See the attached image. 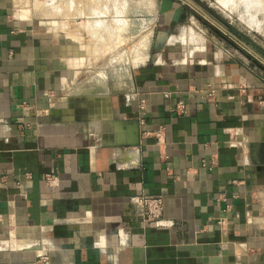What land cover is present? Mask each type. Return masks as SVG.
<instances>
[{
	"label": "crops",
	"instance_id": "0c3cea01",
	"mask_svg": "<svg viewBox=\"0 0 264 264\" xmlns=\"http://www.w3.org/2000/svg\"><path fill=\"white\" fill-rule=\"evenodd\" d=\"M192 1L0 0V264H264V44Z\"/></svg>",
	"mask_w": 264,
	"mask_h": 264
},
{
	"label": "rangeland",
	"instance_id": "374dc122",
	"mask_svg": "<svg viewBox=\"0 0 264 264\" xmlns=\"http://www.w3.org/2000/svg\"><path fill=\"white\" fill-rule=\"evenodd\" d=\"M202 3L208 8L212 6L215 12L221 17L232 20L236 26L247 29L259 42L264 44V5H261L262 3L250 6L242 0H202ZM223 5H227L226 10L222 7ZM259 25L262 26L260 29Z\"/></svg>",
	"mask_w": 264,
	"mask_h": 264
},
{
	"label": "built area",
	"instance_id": "2783aa9c",
	"mask_svg": "<svg viewBox=\"0 0 264 264\" xmlns=\"http://www.w3.org/2000/svg\"><path fill=\"white\" fill-rule=\"evenodd\" d=\"M213 94L211 91L210 95ZM142 208V216L145 222H153L157 225H165L164 215V199L162 197H148V196H135L132 200ZM37 264H48V256H41Z\"/></svg>",
	"mask_w": 264,
	"mask_h": 264
},
{
	"label": "water",
	"instance_id": "95a60500",
	"mask_svg": "<svg viewBox=\"0 0 264 264\" xmlns=\"http://www.w3.org/2000/svg\"><path fill=\"white\" fill-rule=\"evenodd\" d=\"M187 2H189L190 4H192V5H194V6H196V7H198L192 0H186ZM199 8V7H198ZM256 62V61H255Z\"/></svg>",
	"mask_w": 264,
	"mask_h": 264
},
{
	"label": "bare ground",
	"instance_id": "6f19581e",
	"mask_svg": "<svg viewBox=\"0 0 264 264\" xmlns=\"http://www.w3.org/2000/svg\"><path fill=\"white\" fill-rule=\"evenodd\" d=\"M261 1H263L264 2V0H261ZM263 4V3H262Z\"/></svg>",
	"mask_w": 264,
	"mask_h": 264
}]
</instances>
